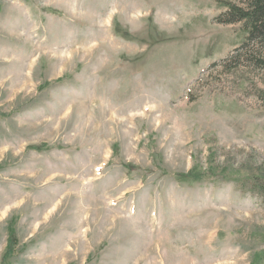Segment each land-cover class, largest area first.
Wrapping results in <instances>:
<instances>
[{"label":"rangeland","instance_id":"obj_1","mask_svg":"<svg viewBox=\"0 0 264 264\" xmlns=\"http://www.w3.org/2000/svg\"><path fill=\"white\" fill-rule=\"evenodd\" d=\"M239 0H0V264H264V69L221 62Z\"/></svg>","mask_w":264,"mask_h":264},{"label":"trees","instance_id":"obj_2","mask_svg":"<svg viewBox=\"0 0 264 264\" xmlns=\"http://www.w3.org/2000/svg\"><path fill=\"white\" fill-rule=\"evenodd\" d=\"M226 11L217 18L221 24L244 25L247 33L245 42L229 54L221 62L213 66L223 65L231 71L240 62L247 61L257 69H264V0H239L238 3H226ZM264 194V182L261 184Z\"/></svg>","mask_w":264,"mask_h":264}]
</instances>
